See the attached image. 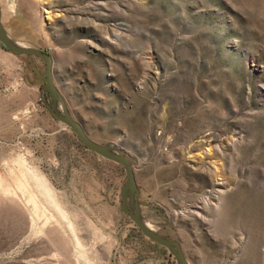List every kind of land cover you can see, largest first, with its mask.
Instances as JSON below:
<instances>
[{
	"label": "rangeland",
	"instance_id": "rangeland-1",
	"mask_svg": "<svg viewBox=\"0 0 264 264\" xmlns=\"http://www.w3.org/2000/svg\"><path fill=\"white\" fill-rule=\"evenodd\" d=\"M0 21L52 54L85 135L129 159L126 206L149 229L188 264H264V0H0ZM44 80L41 57L0 45V264H180L121 209L125 168L52 116Z\"/></svg>",
	"mask_w": 264,
	"mask_h": 264
},
{
	"label": "water",
	"instance_id": "water-1",
	"mask_svg": "<svg viewBox=\"0 0 264 264\" xmlns=\"http://www.w3.org/2000/svg\"><path fill=\"white\" fill-rule=\"evenodd\" d=\"M0 43L4 47L5 50L11 51L15 54H28V55H35L38 57H41L45 62V80L44 84L42 86L43 91H48L51 95L58 98L61 102V113H58L53 110V108L48 103V109L53 117L58 119L59 121L67 124L72 130H74L79 137L81 138L84 146L93 152L97 153L98 155L109 159L115 163L120 164L125 168L126 171V180L124 182V185L121 189V209L128 213L132 221L136 224V226L139 228V230L146 236L148 239L153 241L154 243L160 244L162 246L167 247L170 249V251L174 254V256L177 258L180 264H188L187 260L183 256L179 245L177 242L169 240L165 237L157 235L155 232H153L151 229H149L140 219L139 214L137 211L136 204H129V206H132L131 208H128L126 206V196L129 193H135L137 194L136 189V178L134 173V168L125 156L114 153L112 150L107 149L105 147L98 146L94 144L84 133L82 125L75 119H73L69 113L66 110V106L64 101L57 96L55 92V88L53 85V78H52V69H53V56L49 51H45L39 48L29 47V46H20V45H14L12 44L5 32L3 31V27L0 21ZM135 196V195H134ZM136 197V196H135Z\"/></svg>",
	"mask_w": 264,
	"mask_h": 264
},
{
	"label": "bare ground",
	"instance_id": "bare-ground-1",
	"mask_svg": "<svg viewBox=\"0 0 264 264\" xmlns=\"http://www.w3.org/2000/svg\"><path fill=\"white\" fill-rule=\"evenodd\" d=\"M8 37V36H7ZM8 39H10L8 37ZM12 44H14V42L12 40H9ZM16 45V44H14ZM20 46H25V45H20ZM111 151V150H110ZM32 176H33V180L34 182L36 183V185L38 186V191H40V194H41V197H42V201L52 209L53 213L55 215H57L59 217V219L62 221V222H66V226L68 229L70 230H73V225L69 222L68 219H66V215H65V212H63V210L61 209L62 207L59 206V204L56 202V199L54 198V195L53 194V191L52 189L49 187L48 183H47V180L41 175V174H38L35 170L31 169L30 170ZM45 211V210H44ZM68 216V215H67ZM139 219L142 221V219L139 217ZM68 220V221H67ZM72 233H74V231H71ZM72 235V234H71ZM74 240V238H73ZM78 246V243L79 241L74 240ZM75 245V244H74ZM81 246V245H80ZM79 246V247H80ZM83 248V247H81Z\"/></svg>",
	"mask_w": 264,
	"mask_h": 264
},
{
	"label": "trees",
	"instance_id": "trees-1",
	"mask_svg": "<svg viewBox=\"0 0 264 264\" xmlns=\"http://www.w3.org/2000/svg\"><path fill=\"white\" fill-rule=\"evenodd\" d=\"M1 47L4 49V47L2 46V44L0 43Z\"/></svg>",
	"mask_w": 264,
	"mask_h": 264
}]
</instances>
